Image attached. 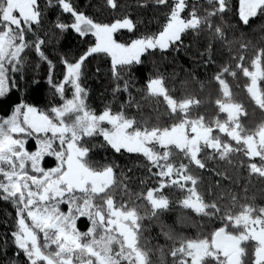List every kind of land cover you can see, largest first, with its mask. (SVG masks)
<instances>
[{
  "label": "snow or ice",
  "instance_id": "snow-or-ice-1",
  "mask_svg": "<svg viewBox=\"0 0 264 264\" xmlns=\"http://www.w3.org/2000/svg\"><path fill=\"white\" fill-rule=\"evenodd\" d=\"M150 4L166 17L155 32H142L140 21L127 13L95 18L76 0H0V102L23 93L0 115V199L16 213L13 256L9 234L0 244L5 264H264V206L247 198L240 203L235 194L226 199L201 192L196 175L213 171L208 161L215 159L264 180V121L247 126L248 109L232 86L238 76L248 78L250 102L264 112V0H239L238 13L231 0H138L137 6ZM103 6L112 13L121 8L120 0H103ZM235 15L236 25L229 19ZM70 32L81 45L75 55L58 50ZM193 48L210 75L189 77L196 92L215 86L216 111H202L206 101L195 92L174 96L169 78L154 65L146 88L136 91L145 100H162L170 123L143 118L131 91L133 70L157 54ZM104 57L113 100L121 93L128 98L119 111L109 103L97 113L88 103L86 81L89 65ZM101 71L98 66L96 73ZM42 81L58 102H34ZM133 106L136 114L127 111ZM100 148L142 157L146 177L139 183L156 178V185L133 198L132 169L97 160ZM241 154L246 162L233 165ZM215 171L217 186L231 182L227 169ZM173 187L184 195L171 198L165 189ZM173 212L175 226L161 224L164 243H153L145 221ZM191 214L200 223L191 224ZM189 226L198 234L177 230Z\"/></svg>",
  "mask_w": 264,
  "mask_h": 264
},
{
  "label": "trees",
  "instance_id": "trees-1",
  "mask_svg": "<svg viewBox=\"0 0 264 264\" xmlns=\"http://www.w3.org/2000/svg\"><path fill=\"white\" fill-rule=\"evenodd\" d=\"M44 2L45 0H41V3ZM231 2L233 4V11L238 13L239 0H231ZM76 3L89 15L104 21L113 19L115 15L130 14L134 19L140 21L138 26L142 32L157 31L166 18L165 14L162 11L157 10L154 5L150 4L147 9L138 7V0H120L121 8L119 13L110 12L103 6V0H76ZM55 16V13H49L50 20H54ZM229 19L234 25L238 24V15L230 16ZM242 30L249 32L251 38L250 29H247L246 26H242ZM186 43H192V41L187 40ZM80 49L81 45L78 38L71 32L64 35L58 45L59 52L70 53L73 55L77 54ZM57 54L58 52L52 53L53 56H56ZM30 59L34 60L35 57L32 56ZM154 65L160 73H163L169 78L167 83L171 89H175L172 93L174 96L179 97L186 94H193L195 92L202 100L206 101L202 111H205L209 115L216 111L214 103H212L217 96L215 86H212L210 89L206 88L203 92H196L198 86L194 84L189 77V73H191L195 78L206 80L210 75L209 71L198 63V57H196L195 48H193V50L189 52H170L164 56L157 54L148 58L145 64L137 66V68L133 70L134 87L131 91L136 101L141 104L140 115L143 118L153 121L159 120L163 124L170 123L169 117L166 114V105L162 100L159 102L156 100H145L144 93L136 91L138 88H146V83L149 77L153 75ZM98 66L102 69L100 73H96V68ZM108 67L109 60L106 57L96 59L89 65V76L86 81L87 86L90 89L88 103L97 111V113L102 111L103 107L109 103H111V107L114 111H119L120 103L126 102L128 98L126 93H121L116 100H113L112 89L114 83L108 74ZM248 82V78L240 75L235 81H232V86L235 98L238 101L243 102L248 109L249 116L246 120V124L251 128L264 121V112L250 102L246 92V84ZM22 95V92L15 93L11 96L10 100L0 102V113L4 114L5 111H10L11 106ZM32 97L34 98V102L39 101L40 107H44L49 104V102H58V98L50 93L47 84L43 81L40 88L32 93ZM127 111L130 114L137 113L135 106L127 109ZM221 116L223 117L224 114H221ZM100 139L102 140V138ZM31 144L34 147V141H31ZM96 152L97 160H115L116 163L122 168H125V170L128 168L132 169V172L129 173V175L132 176L130 190L133 193V198H135V194L143 188L156 185V178H148L147 185H141L139 183V178L146 177V169L143 167L144 161L142 157L137 158L134 155L131 158H129L128 155L120 157L119 154L105 148L97 149ZM237 161L238 160H234L233 165H235ZM208 163L210 168L214 169L213 171L198 170L196 172V175L201 176L203 181L199 186V191L207 194L211 190L217 195H224L226 199L229 194H235L239 198L240 203H243L245 198H247L248 201L254 202L258 206H264V180L249 176L246 168L232 167L225 162L215 159L208 161ZM224 169L228 170V173L232 178L231 182L224 181L217 186V181L220 180V177L216 175L215 170L223 171ZM245 189H247V192H245ZM165 192L173 199H179L184 195V193L176 190L174 187L172 189H165ZM15 216V209L12 205L0 199V244L3 243L4 234H9L8 257H12L14 254V247L11 245L10 232L14 227ZM176 219L177 213L173 212L161 217L160 221H145V224L149 228V231L145 233V236L148 238H155L152 240L153 243H164L163 237L160 235V226L161 224L175 226ZM79 223L80 227L84 229L86 222L81 220ZM190 223H200V218L191 214ZM177 230L187 236H195L198 234L197 228L191 226L178 228ZM5 259V257L0 256V264H5Z\"/></svg>",
  "mask_w": 264,
  "mask_h": 264
},
{
  "label": "flooded vegetation",
  "instance_id": "flooded-vegetation-1",
  "mask_svg": "<svg viewBox=\"0 0 264 264\" xmlns=\"http://www.w3.org/2000/svg\"><path fill=\"white\" fill-rule=\"evenodd\" d=\"M257 126V125H256ZM256 126H252L251 128H254V127H256ZM258 159V158H257ZM234 160H244L245 162H246V160H247V158H245V157H243L242 156V154L241 155H239L236 159H234ZM233 160V161H234ZM252 177H254V178H259V177H257V176H255V175H253ZM78 225H79V227H80V223L78 222ZM81 228V230H84V229H82V227H80Z\"/></svg>",
  "mask_w": 264,
  "mask_h": 264
},
{
  "label": "rangeland",
  "instance_id": "rangeland-1",
  "mask_svg": "<svg viewBox=\"0 0 264 264\" xmlns=\"http://www.w3.org/2000/svg\"><path fill=\"white\" fill-rule=\"evenodd\" d=\"M68 93V94H67ZM66 93V95L70 98L71 97V90L69 89L68 92ZM0 115H3L2 113H0ZM29 148H33L32 144H31V141L29 142ZM63 210H67V206L66 205H63L62 206Z\"/></svg>",
  "mask_w": 264,
  "mask_h": 264
}]
</instances>
